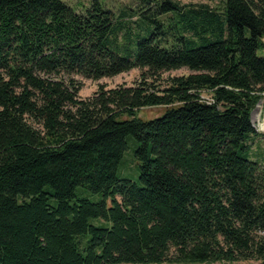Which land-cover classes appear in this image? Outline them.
Instances as JSON below:
<instances>
[{
  "label": "trees",
  "instance_id": "trees-1",
  "mask_svg": "<svg viewBox=\"0 0 264 264\" xmlns=\"http://www.w3.org/2000/svg\"><path fill=\"white\" fill-rule=\"evenodd\" d=\"M139 1L0 0V264H264V0ZM134 68L79 96L75 75ZM129 135L139 183L117 175Z\"/></svg>",
  "mask_w": 264,
  "mask_h": 264
},
{
  "label": "rangeland",
  "instance_id": "rangeland-1",
  "mask_svg": "<svg viewBox=\"0 0 264 264\" xmlns=\"http://www.w3.org/2000/svg\"><path fill=\"white\" fill-rule=\"evenodd\" d=\"M94 0H65V2L75 9L77 12L83 13L86 8L90 7ZM105 7H110L113 12L118 15L122 8L131 7L138 9L140 6L139 0H99ZM179 1L182 4L187 3H207L210 4L211 7L214 8H222V2L218 0H175ZM151 5L149 4V8ZM258 54L264 56V46L258 50ZM192 72L187 67H183L180 69L170 70L163 72V80L162 85H166V79L169 76H179L183 74H188ZM141 70L139 68H134L128 72H123L121 74L115 75L113 77H103L99 80L89 79L84 77L80 74L75 75L74 77L79 81L82 82V87L79 92V96L81 98H87L94 94V92L99 88L100 84L106 85L107 88H114L120 84H125L127 86L133 85L140 77ZM202 99L205 102H210L212 100L211 94L207 91L202 93ZM179 103L166 106V105H159V106H148L143 107L139 110L138 115L144 120L153 119L155 117L161 116L165 113L166 109L171 106H177ZM128 115L120 116L118 119H127ZM252 122L254 127L256 128L259 136L255 139L253 143V152L254 158L260 159L264 162V96L260 99L258 104L256 105L255 109L252 113ZM127 149L124 152L123 159L121 164L118 167L117 175L119 178H128L135 182H140V169L139 164L140 161L135 156V151L138 147V142L133 135H129L127 137ZM78 193L84 197H87L93 201H99L103 199V196L100 193H94L85 188H79ZM108 205L111 204L110 199H107ZM93 223L96 224H108L111 223L106 222L104 220H100L98 218L92 219ZM240 264H254V262H242Z\"/></svg>",
  "mask_w": 264,
  "mask_h": 264
},
{
  "label": "built area",
  "instance_id": "built-area-1",
  "mask_svg": "<svg viewBox=\"0 0 264 264\" xmlns=\"http://www.w3.org/2000/svg\"><path fill=\"white\" fill-rule=\"evenodd\" d=\"M211 101H212V100H211ZM211 101H210V102H211ZM210 102H208V103H210Z\"/></svg>",
  "mask_w": 264,
  "mask_h": 264
}]
</instances>
